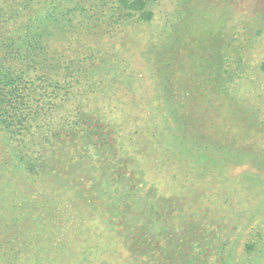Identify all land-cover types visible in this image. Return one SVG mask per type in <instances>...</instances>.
Wrapping results in <instances>:
<instances>
[{"label":"rangeland","instance_id":"rangeland-1","mask_svg":"<svg viewBox=\"0 0 264 264\" xmlns=\"http://www.w3.org/2000/svg\"><path fill=\"white\" fill-rule=\"evenodd\" d=\"M0 100V264H264V0H0Z\"/></svg>","mask_w":264,"mask_h":264},{"label":"trees","instance_id":"trees-1","mask_svg":"<svg viewBox=\"0 0 264 264\" xmlns=\"http://www.w3.org/2000/svg\"><path fill=\"white\" fill-rule=\"evenodd\" d=\"M14 78L12 77H8L6 79V82L5 85H6V90L3 94V97L6 96V99L8 97H10V99L8 100V105H12V107H17L18 104L22 103L25 99H22L21 100V96H25V94H23V88L24 86H22V89H21V82H18V81H15V84H12L13 81L18 77V76H13ZM21 89V93L19 95V90ZM2 101V100H0ZM40 108H36V109H33L31 108V112L30 114L32 113V111L34 112H37ZM29 117V114L28 113H25V112H22L19 116H18V119H20L17 123H22L23 121L27 120ZM221 252H222V255L224 256L225 258V264H229L230 262V256H231V250L230 249H225V250H222V251H219L220 255H221Z\"/></svg>","mask_w":264,"mask_h":264}]
</instances>
